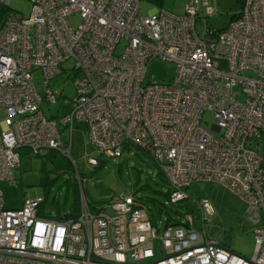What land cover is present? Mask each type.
<instances>
[{"label":"built area","instance_id":"1","mask_svg":"<svg viewBox=\"0 0 264 264\" xmlns=\"http://www.w3.org/2000/svg\"><path fill=\"white\" fill-rule=\"evenodd\" d=\"M10 1L0 0V182H19L21 150L69 156L82 125L101 155L119 157L131 146L150 154L172 202L187 198L195 182L227 188L246 203L255 243L245 258L208 238L189 214L158 228L128 193L92 212L77 174L76 215H41L40 197L5 208L0 188V264H264V0H244L225 27L205 24L201 34L196 22L202 8L216 11L211 0H189L180 14L145 15L140 0H30L27 17ZM72 16L80 18L75 27ZM157 57L175 64L168 82L147 80ZM65 71L81 74L73 106L46 117L42 102H55L48 82ZM206 110L211 130L201 125Z\"/></svg>","mask_w":264,"mask_h":264},{"label":"rangeland","instance_id":"2","mask_svg":"<svg viewBox=\"0 0 264 264\" xmlns=\"http://www.w3.org/2000/svg\"><path fill=\"white\" fill-rule=\"evenodd\" d=\"M189 0H140L142 14L150 9H165L176 12L185 7ZM214 1V4H213ZM216 11L209 15L202 8L196 22V30L202 33L204 25L221 29L231 20L232 15L239 13L241 7L237 0H211ZM10 7L27 17L31 10L30 0H11ZM75 27L80 23L79 16L69 18ZM72 62L63 64L69 68ZM175 64L170 60L153 58L147 67V80L168 82L174 76ZM245 75H250L246 72ZM80 72L66 71L53 77L48 87L54 93L55 102L43 101L41 110L46 117L62 116L68 113L72 100L76 95V83L80 80ZM33 83L37 92L43 94L45 85L39 71L33 73ZM236 99L243 101L241 93ZM0 113V120L3 119ZM214 121L212 112L202 113L201 125L211 130ZM62 136L68 143V132ZM213 131V130H212ZM215 133V131H213ZM96 158L97 165H91L89 158ZM152 156L141 149L131 146L119 157H107L99 154L91 144L86 129L77 125L73 130V143L69 156L58 151L40 156L20 151V162L15 168L17 184L0 182L5 208H20L25 196L40 197L44 201L40 205L48 216L58 218L69 213L80 196L77 174H80L85 198L92 212L106 206L107 202L121 194H131L150 211L152 223L158 228L165 226L166 220H184L189 214L193 216V224L201 228L206 236L218 240L235 253L250 258L254 251V223L248 219L247 205L238 196L224 186L212 182H195L185 188L187 198L172 202L164 193L168 184L158 173ZM206 200L208 210L201 209L195 202ZM160 208V209H159Z\"/></svg>","mask_w":264,"mask_h":264},{"label":"trees","instance_id":"3","mask_svg":"<svg viewBox=\"0 0 264 264\" xmlns=\"http://www.w3.org/2000/svg\"><path fill=\"white\" fill-rule=\"evenodd\" d=\"M243 1L244 0H237V2H238V4L240 5V7H242V4H243ZM237 16V14L236 15H232V17H231V19H233V18H235ZM206 26L207 27H209L208 25H207V23H206ZM212 28V27H211ZM213 29H215V28H213ZM145 152V151H144ZM51 153V152H50ZM49 153V154H50ZM147 153V152H146ZM48 154V155H49ZM155 163V162H154ZM155 165H157L156 163H155ZM158 166V165H157ZM158 168V173L160 174V176H161V178H164L165 180H166V178H165V176H164V174H163V172L160 170V168L159 167H157ZM166 182H167V180H166ZM168 184V183H167ZM166 196H168L169 197V186H168V188H167V190H166V192L164 193ZM169 199V198H168ZM143 204V203H142ZM79 209H80V201H79V197H78V194H77V198H76V201H75V205L73 206V208H72V210L70 211V212H72V213H74L75 215L76 214H78V212H79ZM160 209V208H159ZM148 210V209H147ZM41 212V215L43 214L44 215V213L42 212V210H40ZM148 212H149V214H150V211L148 210ZM47 215V214H46ZM48 216V215H47ZM182 220H178V219H171V218H169V219H167L166 220V223H165V226L166 225H168V224H170V223H173V222H176V223H178V222H181ZM221 244V243H220ZM222 245V244H221ZM224 246V245H223ZM228 248V247H227Z\"/></svg>","mask_w":264,"mask_h":264},{"label":"crops","instance_id":"4","mask_svg":"<svg viewBox=\"0 0 264 264\" xmlns=\"http://www.w3.org/2000/svg\"><path fill=\"white\" fill-rule=\"evenodd\" d=\"M186 4H187V3H186ZM186 4H185V5H186ZM155 9H156V8H152V9H150L148 13L153 12ZM182 11H183V8L180 9V10H177L176 12H173V13L180 14ZM169 12H171V11H169ZM148 13H147V14H148ZM79 126L83 127L82 125H77V127H79ZM83 129H85V128L83 127Z\"/></svg>","mask_w":264,"mask_h":264},{"label":"water","instance_id":"5","mask_svg":"<svg viewBox=\"0 0 264 264\" xmlns=\"http://www.w3.org/2000/svg\"><path fill=\"white\" fill-rule=\"evenodd\" d=\"M106 211L109 213V214H113L112 210L110 208H107Z\"/></svg>","mask_w":264,"mask_h":264},{"label":"clouds","instance_id":"6","mask_svg":"<svg viewBox=\"0 0 264 264\" xmlns=\"http://www.w3.org/2000/svg\"><path fill=\"white\" fill-rule=\"evenodd\" d=\"M80 175V174H79Z\"/></svg>","mask_w":264,"mask_h":264}]
</instances>
